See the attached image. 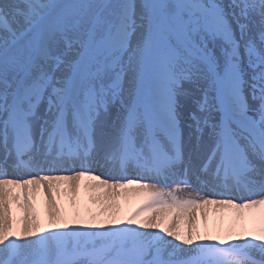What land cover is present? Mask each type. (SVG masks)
Listing matches in <instances>:
<instances>
[{
    "label": "snow or ice",
    "instance_id": "1",
    "mask_svg": "<svg viewBox=\"0 0 264 264\" xmlns=\"http://www.w3.org/2000/svg\"><path fill=\"white\" fill-rule=\"evenodd\" d=\"M0 264H264V0H0Z\"/></svg>",
    "mask_w": 264,
    "mask_h": 264
}]
</instances>
